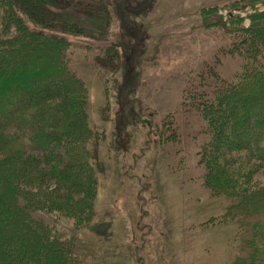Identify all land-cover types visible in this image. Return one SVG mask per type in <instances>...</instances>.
<instances>
[{
  "label": "rangeland",
  "instance_id": "1",
  "mask_svg": "<svg viewBox=\"0 0 264 264\" xmlns=\"http://www.w3.org/2000/svg\"><path fill=\"white\" fill-rule=\"evenodd\" d=\"M100 1H63L51 8L57 20L52 32L62 33L61 18L79 28L66 33L71 44L69 67L85 82L89 125L97 133L90 140L98 180L95 216L79 230L64 217L56 224L62 232L78 237V254L86 264H229L236 253L249 251L243 233L224 221L227 202L219 198L224 196L212 195L203 183L205 167L196 154L203 142L210 141L211 133L182 90L190 78L188 85L211 100L213 73L204 72L202 79L199 73L210 62L225 79L241 72L242 54H230L229 49L245 32L237 35L233 28H246L252 13L264 11V0L253 6H240L246 0H238L241 3L233 7L237 0ZM204 8L212 11L206 18ZM229 15L242 21L232 23ZM262 43L252 41L257 47ZM246 45L243 42L235 50ZM36 51L30 58L15 57L9 68L38 65L41 61L32 65V59L49 53ZM51 66L58 71L59 63L52 60ZM260 66L264 69V64ZM65 70L56 77L48 73L37 85L56 80L48 92L57 95L49 103L65 102L68 107L78 102V96L72 94L77 88ZM204 81L206 88L199 93L198 85ZM118 102L123 104L120 121H129L124 130L115 126L116 117H121ZM254 102V109L246 110L252 118L264 113L258 111L264 108V100L257 96ZM171 113L173 123L165 128L161 121ZM148 119L157 125L153 132ZM251 130L259 131V126L252 123L245 133ZM253 133L246 136L250 143ZM260 133L255 135L258 143L264 139ZM160 134L171 137L163 149L157 142ZM233 149L224 157L225 152L217 155L221 165L240 172L243 164L254 163L247 149ZM256 170L247 181L264 185V168L258 165ZM246 233L250 235V229Z\"/></svg>",
  "mask_w": 264,
  "mask_h": 264
},
{
  "label": "trees",
  "instance_id": "2",
  "mask_svg": "<svg viewBox=\"0 0 264 264\" xmlns=\"http://www.w3.org/2000/svg\"><path fill=\"white\" fill-rule=\"evenodd\" d=\"M63 1L71 0H0V264H86L78 254V237L62 232L56 224L64 217L73 220L76 227L73 229L79 230L84 221L91 222L98 189L90 143L97 133L89 125L87 87L69 67L67 54L71 44L66 33L79 28L76 23L61 18L62 33L50 30L57 21L51 8ZM258 2L261 0H246L240 6ZM235 3L241 2L234 1L231 7ZM104 7L107 10V3ZM202 11L206 13L204 18L212 14L207 8ZM229 16L232 23L242 21L239 16ZM249 22L246 28H233L237 35L245 33L229 49L230 54H242L241 72L233 79H225L210 62L199 73L200 79L204 72L213 73L212 99H203L205 92H195L193 85H188L190 78L182 90L183 97L195 103L194 108L205 118L211 133V139L207 138L210 141L203 142L196 154L205 167L203 183L212 195L224 196L219 197L227 202L224 221H231L235 231L243 233L244 246L249 251L240 256L236 249L229 264H264V185L247 181L258 165L264 168V139L260 143L255 140L256 134L264 133V113L252 118V113L250 116L246 111L254 109L257 96L264 100L261 98L264 69L260 66L264 64V44L260 48L252 44V41L264 42V11L252 13ZM243 42H247L246 47L238 51ZM29 49H34L30 56L39 49L49 53L41 54L44 57L39 60L32 59V65L41 61L38 65L9 68L15 57L30 58L26 56ZM112 52L113 59L115 49ZM52 60L56 65L59 63L58 71H53ZM65 69L77 88V93L72 94L78 96V102L71 99L75 104L68 107L65 102L49 103L57 95L48 92L56 80L37 85L50 74L56 77L55 74L60 75ZM198 87L200 93L206 88L205 81ZM56 88L61 91L60 83ZM257 101L255 105L262 106ZM125 103L130 104L128 99ZM118 105L120 110L123 104L118 102ZM79 108L85 114L78 113ZM258 111L264 112V108ZM174 116L171 113L161 121L165 128L173 123ZM120 120L122 114L116 117L115 126L124 130L129 121ZM147 121L152 131L155 123ZM252 123L259 126V131L245 133ZM251 132H255L253 143L247 140ZM156 137L162 149L171 139L164 134ZM228 147L247 149L254 163L250 162L248 167L243 164L244 170L240 172L221 165L217 155L220 152L227 153L223 157L228 155L231 150ZM248 229L250 235L246 233Z\"/></svg>",
  "mask_w": 264,
  "mask_h": 264
}]
</instances>
